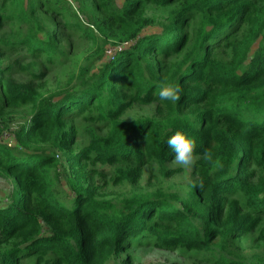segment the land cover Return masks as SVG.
I'll list each match as a JSON object with an SVG mask.
<instances>
[{
    "label": "trees",
    "instance_id": "obj_1",
    "mask_svg": "<svg viewBox=\"0 0 264 264\" xmlns=\"http://www.w3.org/2000/svg\"><path fill=\"white\" fill-rule=\"evenodd\" d=\"M177 132L199 153L183 185ZM145 168L171 187L103 191ZM0 179V264H264V0H0Z\"/></svg>",
    "mask_w": 264,
    "mask_h": 264
},
{
    "label": "rangeland",
    "instance_id": "obj_2",
    "mask_svg": "<svg viewBox=\"0 0 264 264\" xmlns=\"http://www.w3.org/2000/svg\"><path fill=\"white\" fill-rule=\"evenodd\" d=\"M119 3H122V0H118ZM121 5V4H119ZM153 11V10H150ZM60 19V18H58ZM60 21V20H59ZM60 32V30H59ZM70 46L72 49L75 50V52H79L81 49L86 48L87 44L86 42L80 41V39H76L74 37H70L67 41V45ZM17 53L15 57L21 55V51L17 48ZM111 52H108V56L110 57ZM68 67V65L66 66ZM56 72V77L57 79L62 78L63 72L60 71L59 69ZM56 77L53 74H50L47 77L46 80V86H48V90H51L53 86L55 85ZM21 80H24V78H20ZM42 88V85H41ZM154 113L153 108L151 106H139L136 105L134 106L128 113L127 117L132 118L136 117L139 115L142 116H152ZM132 116V117H130ZM74 125L76 128L79 130L83 129L84 124L89 123L87 120L79 119L76 118L73 121ZM12 142V140H10ZM173 167L178 168L179 170L177 171V174L174 177V183L175 184H187L191 182L194 177H193V166L192 167H182L173 162L172 164ZM171 166V167H172ZM151 172H154L153 169L145 168L143 171L142 177H140L139 181L140 182L137 186H127L126 184H115L113 181L109 180L106 177H101V183L105 185L103 187V191L110 195L112 197L113 195L121 196L123 192H131L133 189H140L144 191H153L157 188H162V189H167L171 187L172 183H165L163 182L160 177L154 175H150ZM110 173V172H109ZM97 181V180H96ZM12 191V183L10 180L7 179H0V196L7 194L10 195ZM3 203V202H2ZM150 241L152 242L153 239L150 238ZM186 248L182 249L185 250ZM253 247L247 248L243 254H249L250 252L253 251ZM137 250L133 252V254L136 257V263L137 264H150V263H155L156 261H166V263H172L176 262L177 264H207L204 260L203 257H196V256H190V255H183L179 253V250L175 251H168V250H151L148 253H142L139 255V258L137 257Z\"/></svg>",
    "mask_w": 264,
    "mask_h": 264
},
{
    "label": "clouds",
    "instance_id": "obj_3",
    "mask_svg": "<svg viewBox=\"0 0 264 264\" xmlns=\"http://www.w3.org/2000/svg\"><path fill=\"white\" fill-rule=\"evenodd\" d=\"M161 101H169L175 103L181 98V88L178 84H171L161 87L158 93ZM132 117V116H130ZM135 119L134 117H132ZM168 146L175 153L172 162L182 167H192L195 163V158L199 153L196 152V143L191 137L177 132L166 140ZM203 158L209 160L210 154L207 150L203 153Z\"/></svg>",
    "mask_w": 264,
    "mask_h": 264
}]
</instances>
